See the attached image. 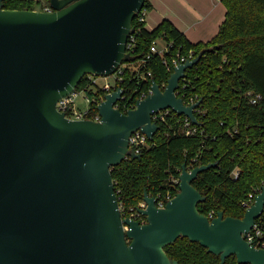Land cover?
<instances>
[{"label": "water", "instance_id": "95a60500", "mask_svg": "<svg viewBox=\"0 0 264 264\" xmlns=\"http://www.w3.org/2000/svg\"><path fill=\"white\" fill-rule=\"evenodd\" d=\"M146 0H50L51 11L6 9L0 0V264H180L165 248L179 238L198 242L238 264H264V249L243 237L264 213V187L243 218L220 211L193 186L216 163L182 166L180 191L164 208L145 192L147 222L124 218L112 168L140 158L129 150L133 132L152 141V115L172 109L200 125L176 94L202 54L175 67L164 90L127 113L115 107L118 89L99 105L100 122L74 121L58 100L87 74L113 75L126 53L133 22Z\"/></svg>", "mask_w": 264, "mask_h": 264}, {"label": "trees", "instance_id": "16d2710c", "mask_svg": "<svg viewBox=\"0 0 264 264\" xmlns=\"http://www.w3.org/2000/svg\"><path fill=\"white\" fill-rule=\"evenodd\" d=\"M226 9L225 19L216 36L208 42H191L170 20H163L154 30L135 17L133 27H140L133 62L147 58L153 44L159 41L172 44L169 54L151 53L147 70L163 86L168 82L173 58L194 51L201 61L189 72L190 91L199 94L201 113H196L199 132L186 136L177 121L169 115L158 123L160 130L140 158H128L112 168L119 203L126 209L138 207L144 194L156 196L171 190L174 195L179 184L183 164L188 170L216 163L202 172L193 186L207 197L198 205L201 213L216 217L243 218L246 210L241 203L248 194L264 183V0H221ZM42 11L50 7V0H4L6 9ZM149 0L143 10L151 9ZM166 62V63H165ZM125 83L130 91L125 103H135L139 94L148 90L146 84L131 80V69H125ZM86 80L84 77L80 88ZM258 93L262 100L250 103L248 93ZM122 111H127L124 107ZM237 172V177L234 173ZM128 215V214H127ZM263 225L264 213L256 220ZM172 260L180 264H221L220 256L210 253L198 242L181 237L165 248ZM225 264H238L237 258H227Z\"/></svg>", "mask_w": 264, "mask_h": 264}, {"label": "built area", "instance_id": "2783aa9c", "mask_svg": "<svg viewBox=\"0 0 264 264\" xmlns=\"http://www.w3.org/2000/svg\"><path fill=\"white\" fill-rule=\"evenodd\" d=\"M43 11L50 12L51 7H46ZM136 16H138L139 23H146L145 10H142ZM140 32V27H134L133 33L129 36L126 45V53L131 56V59L129 61H124L120 65L118 70L113 74L114 76H116L114 84L106 83L103 86H100L99 79H106L109 76L87 74L85 76L86 80L80 88H78V86L74 91L66 96L61 97L58 100L56 104L57 110L60 113L65 114V117L70 120H91L100 122L102 116L99 111V105L105 100L106 95L112 94L118 89H121L123 91L122 96L117 101L115 107L121 111L124 107L127 111L122 112L127 113L129 110L136 108L138 101L143 100L150 94H152V80H154V77L152 71L147 70L146 68L148 59H150L151 53L160 54L161 56L169 54L172 44H166L164 48L160 49L158 44L154 43L151 47L150 55H148L147 58L141 59L140 61L134 63V53L136 51L137 39ZM194 58V51H190L188 54L179 55L177 58H173L171 65L167 64V69L171 71V73H173L175 67L179 66L180 64H185L186 62L191 61ZM127 67L131 69L132 81L137 80L138 84H140L141 82H144L146 84L150 83V87H148V90L139 94L137 101L131 104L125 103V100L127 99V93L130 91L128 87L124 86L126 80L125 69ZM192 69L187 70V75L180 80L179 88L176 91L177 96L184 101V104L186 106H192L200 101L199 94L190 91L192 90L190 89L191 79L188 77V75ZM167 83H165L163 86H160L162 90L166 88ZM82 94H84L82 100L85 103V106L79 105V100L81 99ZM248 98L250 100V103L254 105L258 104L262 100V96L260 94L252 92L248 93ZM194 113L195 115L196 113H201L200 106L194 110ZM169 115L182 117L177 121V123L182 133L186 136H193L199 132L197 125L193 124L189 117L185 115H178L172 109L160 110L154 113L152 115V122L158 125L159 122L166 121ZM149 142L150 139L148 138L147 134L142 130H137L130 136L129 150L134 154L142 155L144 151L149 147ZM234 175L235 177H237V172H235ZM176 184H179L180 191V177L174 178L172 180V187L175 188ZM262 187H264V183L261 187H258L253 192L248 194L247 198L242 201L241 205L245 210H248L254 204L256 196L262 191ZM175 196L176 195H174L171 190H167V192L165 193L160 192L156 196L152 197L156 199V204L159 208H164L166 204ZM146 208L147 204L145 201L141 202L138 207H131L129 209H126L124 205L120 204L121 213L124 218H130L139 221L141 224H145L147 222L146 216L141 213V210ZM208 217L210 219L214 218V213H211ZM243 237L253 247L264 249V229L262 224L255 223L253 229L250 232L244 234Z\"/></svg>", "mask_w": 264, "mask_h": 264}, {"label": "rangeland", "instance_id": "374dc122", "mask_svg": "<svg viewBox=\"0 0 264 264\" xmlns=\"http://www.w3.org/2000/svg\"><path fill=\"white\" fill-rule=\"evenodd\" d=\"M36 10L41 11L42 6L37 5ZM183 12L186 14L189 21L193 23L192 31L195 33L194 36H202L201 40L205 42L212 40L216 36L217 33L214 36L213 34L216 30L217 23L222 16H225V8L223 4H221V0H186V3H183ZM145 13L146 26L147 29L151 31L158 26L156 24V18L153 16L152 8L149 10L146 9ZM210 34H212V38L208 37ZM165 45L166 44L163 41H159L158 43L160 49L164 48ZM115 78L116 76L114 75H111L106 79L100 78L99 85L103 86L106 83L114 84ZM84 94H82L81 99L79 100V105L81 106H85V103L82 100Z\"/></svg>", "mask_w": 264, "mask_h": 264}, {"label": "crops", "instance_id": "0c3cea01", "mask_svg": "<svg viewBox=\"0 0 264 264\" xmlns=\"http://www.w3.org/2000/svg\"><path fill=\"white\" fill-rule=\"evenodd\" d=\"M149 2L152 6L153 16H155L156 18L157 25H159L165 19L170 20L181 32H183L186 35V37L191 42L193 43L205 42L201 40L202 36H196V37L194 36L195 33L192 31L193 23L189 21L186 14L183 12V3H186V0H149ZM225 14H226V9H225ZM224 19L225 16H222V18L217 23V27L213 36L216 33H218L219 27L223 23ZM154 29L155 28H153V30ZM211 35L212 34L208 35V37L212 38L213 36Z\"/></svg>", "mask_w": 264, "mask_h": 264}]
</instances>
